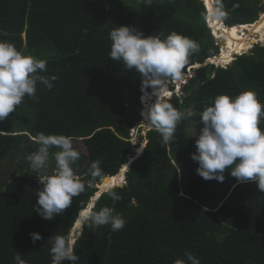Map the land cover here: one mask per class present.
Wrapping results in <instances>:
<instances>
[{"label":"trees","instance_id":"obj_1","mask_svg":"<svg viewBox=\"0 0 264 264\" xmlns=\"http://www.w3.org/2000/svg\"><path fill=\"white\" fill-rule=\"evenodd\" d=\"M262 1L219 0L221 18L228 27L255 24L264 13ZM207 15L202 0H0V40L46 60L43 74L58 77L51 90L38 82L39 102L22 101L38 112L29 131L0 124V175L7 174L0 180V264H16L17 252L27 264H52L47 240L72 235L78 211L91 203L102 181L96 178L61 216L42 219L33 209L42 187L39 174L23 159L38 150L34 137L41 132L73 137L81 152L73 167L85 180L92 179L93 161L101 160L103 174L114 178L134 155L131 132L143 121L140 98L152 89L142 91L139 73L110 59L109 32L135 25L146 36L160 31L187 36L199 47L184 74L219 54ZM226 53L223 48L221 57ZM249 84L264 101V46L227 69L211 64L194 69L182 97L166 100L179 110L191 105L202 111L217 94L235 96L250 90ZM192 123L197 135L198 116L182 121L168 145L151 126L145 139L140 136L146 141L143 154L130 166L126 185L114 186L122 199L114 202L104 192L94 203V210L114 207L126 224L120 231L82 226L75 237L77 264H174L185 252L200 264H264V193L255 182L238 184L227 170L223 182L201 178L190 156L196 148L188 133ZM32 232L43 239L33 244Z\"/></svg>","mask_w":264,"mask_h":264},{"label":"clouds","instance_id":"obj_2","mask_svg":"<svg viewBox=\"0 0 264 264\" xmlns=\"http://www.w3.org/2000/svg\"><path fill=\"white\" fill-rule=\"evenodd\" d=\"M202 1L209 17L207 2ZM151 2L152 0H147L148 4ZM214 7V15L228 27L221 18L224 12L219 0ZM208 27L215 39L209 23ZM108 36L111 41L110 59L122 62L126 69H134L139 73L143 81L142 91L148 87L152 89L150 95L155 97L154 102L147 103L144 108L143 95L140 98L142 124L146 122L154 128L162 137L163 143L168 145L174 140L177 126L182 121L198 116L202 127L198 134L194 135L196 148L190 154L191 159L198 165L196 173L204 180L215 179L223 182L224 173L227 170L238 184L255 182L259 191L264 193V126H262L264 101L260 100L257 93L247 90L235 96L226 93L217 94L202 111H197L191 105L179 110L166 98H172L174 95L182 97L185 85V83L181 84L183 78L193 76L192 72V76L189 75V69L192 71L204 66L196 64L189 67L187 73L182 74L190 54L197 51L199 45L176 31H172L167 36H163L161 31L146 36L135 25L115 26ZM255 44L249 51L257 46ZM249 51L236 54L231 64H223L226 66L211 65L227 69L238 57L246 55ZM45 72H47L46 60L38 59L18 49L13 42L0 40V122L16 111L25 97L39 102L38 82L49 90L54 87L58 77L44 75ZM181 78L180 90L177 91V87L174 86L167 96L168 83L171 81L176 83V80ZM180 91H182L181 95L178 94ZM148 93L145 91L146 96L149 95ZM33 139L38 144V150L27 154L23 159L29 163L34 172L39 174L36 178L42 187L36 190L37 201L33 209L42 219L51 221L54 217L64 214L65 210L72 205L73 198L79 197L86 188L93 187L96 178H102L104 192L112 201L122 199L114 189L116 187L112 185L110 178L103 174L101 160L97 159L90 165L89 174L92 179L85 180L77 174L73 165L80 159L81 152L74 146L73 137L62 134L46 135L41 132ZM53 148L59 150L51 152L50 149ZM144 148L140 145L135 152L139 154ZM50 156L55 161V167L48 172L46 170L49 168ZM133 157L134 155L129 157L127 163H130ZM127 163L124 166L129 168ZM179 171L178 167L177 172ZM96 194L99 195V193ZM92 200L76 215L75 222L81 226L80 228H77L75 232L73 229L72 235L56 234L47 240L51 245L52 264H67V262L77 264L79 257L74 251L75 237L82 226L84 228L110 226L112 231H120L124 228L126 220L116 213L114 207L104 206L94 210ZM30 238L33 244L43 239L38 232L30 233ZM184 257L176 259L174 264H200L199 258L191 252H185ZM14 260L16 264H27L19 252L14 256Z\"/></svg>","mask_w":264,"mask_h":264},{"label":"rangeland","instance_id":"obj_3","mask_svg":"<svg viewBox=\"0 0 264 264\" xmlns=\"http://www.w3.org/2000/svg\"><path fill=\"white\" fill-rule=\"evenodd\" d=\"M215 2H214V5H215V3H216V0H214ZM207 2V1H206ZM262 3H263V5H264V0L262 1ZM207 5H208V10H209V13H210V15H209V17H208V15H207V17H206V19H207V21H208V23H209V26L211 27V22H213V23H216V24H221V25H223L222 24V21L221 20H219L218 18L216 19V16H215V18L213 19V18H211V12H214V10H211V8H210V5L208 4V2H207ZM261 16H262V14L259 16L260 18L258 19V20H260L261 19ZM256 22H258V21H256ZM207 23V24H208ZM256 24V23H255ZM254 25V24H253ZM253 25H246V26H240V27H226V26H224V27H226L227 29H236V31L238 32V33H241V31H242V29L243 28H245V29H243L244 31H251L252 30V26ZM214 30V29H213ZM219 34L220 33H218V34H216V36L219 38V39H222L221 37H219ZM226 41V43H224ZM225 41H223V48H225L226 49V54H224V56H220L219 54H218V56H220L221 57V59H222V63L223 64H226V63H228V64H231L232 62H233V57L232 56H230L231 55V53H230V49L228 48V45H231L232 44V41L230 40V39H227V40H225ZM220 43V42H219ZM254 45V44H253ZM253 45H252V47H253ZM260 46H264V43H261V45ZM251 47V48H252ZM255 47V46H254ZM250 48V49H251ZM250 49H246V50H243L242 52H240V53H235V55L236 54H244L245 53V51H249ZM254 49V48H253ZM253 49L251 50V51H249L248 53H246V54H252V52H253ZM221 50L222 49H220V51H219V53H221ZM228 53H229V55H228ZM225 57V58H224ZM232 57V58H231ZM229 58V59H228ZM216 62H218V61H216ZM192 73H193V70L191 71ZM190 75V74H189ZM191 78L190 77H184L183 78V81H182V83L181 84H183V83H186V81H188V80H190ZM180 80H182V78L181 79H179V80H177L176 81V83H175V81L173 82V81H171L170 83H168V87H167V96L170 94V90L173 88L174 89V86H176L177 88H176V90L177 91H179L180 90V83L179 82H181ZM178 83V84H177ZM179 85V86H178ZM170 88V89H169ZM248 89H250L251 91H255V89H252L251 88V85L249 84V87H248ZM181 92L182 91H180V92H178V94H180L181 95ZM151 93V92H150ZM154 99H155V97H154ZM145 101H147L148 103L149 102H151V101H153V98H152V96H151V99H150V97L149 98H147V100H144V102ZM140 115H141V112H140ZM37 116H38V112H37V110L35 109V108H33V107H30L28 104H26V103H21L19 106H18V108L16 109V111H14L13 113H11L10 115H9V117L8 118H6L4 121H2V122H0V124L2 125V126H4L5 128H13V127H16L17 128V130H25V131H29V128L31 127V125H33V123L35 122V120L37 119ZM142 117V116H141ZM140 126H142V127H140ZM138 128H140L139 130L138 129H136L135 130V135H134V138H132V142H133V145H135V147H134V157H133V159L132 160H134V158H137L143 151H144V149H143V151L141 152V153H139L138 154V152H135L136 151V148H137V150L140 148V145H142V146H144L145 147V141L143 140V142L142 141H140V136H143L144 137V139L147 137V132H148V130H150V125L149 124H147L146 122H144L143 124H141ZM195 124L194 123H192L189 127H188V133L190 134V135H192L193 137H194V135H196V132H195ZM142 143V144H141ZM81 149L83 150V151H85V146L83 145V143L81 144ZM54 167H55V164L51 161V160H49V168L46 170V171H48V172H50L52 169H54ZM9 168H10V162H7L6 163V166L4 167V172H7L8 170H9ZM128 170V169H127ZM33 171V170H32ZM34 172V171H33ZM6 175L7 174H4V173H2L1 175H0V180L1 179H4L5 177H6ZM122 181H124V179L122 180ZM121 181V182H122ZM117 185H120V184H117ZM80 228V227H79ZM76 235V234H75Z\"/></svg>","mask_w":264,"mask_h":264},{"label":"bare ground","instance_id":"obj_4","mask_svg":"<svg viewBox=\"0 0 264 264\" xmlns=\"http://www.w3.org/2000/svg\"><path fill=\"white\" fill-rule=\"evenodd\" d=\"M206 1L210 5L211 10H215V7H214V2L215 1L214 0H206ZM211 18H213V19L215 18L214 12H211ZM217 18L218 17L216 16V19ZM251 25H253V24H251ZM211 26H212V28H214L215 34L220 33L219 37H221L223 39V41H225L227 39H230L232 41V44L228 45V48L230 49V53H231L230 56H232L233 59H234L235 53H240L243 50L250 49L252 47V45L255 44V43H264V13L261 16V19L258 20V22H256V24H254L252 26V30L249 31V32L248 31H244L243 29H245V28H243L241 33H238L235 28L233 30L232 29H227L223 25L216 24V23H213V22H211ZM243 26H246V25H243ZM234 27H240V26L236 25ZM224 43H226V41ZM245 52H247V51H245ZM228 55H229V53H228ZM214 61H222V59L220 57V58H218L217 60H214ZM228 63H226V64H228ZM170 92H171V90H170ZM150 94L151 93L149 92L148 96H145V94H144L143 97L144 96L145 97L144 98L142 97L143 98L142 100H143L144 108H145V105L148 103L147 101L144 102V100H147V98H149V97L151 99V95ZM152 98H153V101H151V102H154V97H152ZM151 102H149V103H151ZM127 164L130 166L129 163H127ZM127 169H129V168L124 166V168L122 169L120 174H118L114 178L111 177L112 180L110 178V181H111L113 186H117V184H121V181L124 179ZM122 183H123V181H122ZM104 187H105L104 185H102L100 187L101 191H104ZM79 227H81V226H78L77 228H79Z\"/></svg>","mask_w":264,"mask_h":264},{"label":"built area","instance_id":"obj_5","mask_svg":"<svg viewBox=\"0 0 264 264\" xmlns=\"http://www.w3.org/2000/svg\"><path fill=\"white\" fill-rule=\"evenodd\" d=\"M211 29H212L213 34L215 35L216 44L219 46L220 49H222L221 50V53H219V55L221 56L223 54V46H221V44L219 43V40L220 39L216 36V34H215L214 30H213L214 28H212V26H211ZM220 56L217 55L215 57H212V58L207 59V61L204 63V65H207V64H215L217 66H219V65L226 66V65H223V64H220V63L214 61V60H217ZM189 73H190V76H192L190 69H189ZM140 127H142V126H140ZM136 129L139 130L140 128L137 127V128H135V129L132 130V132H131L132 138H134V135H135L134 133H135V130Z\"/></svg>","mask_w":264,"mask_h":264},{"label":"water","instance_id":"obj_6","mask_svg":"<svg viewBox=\"0 0 264 264\" xmlns=\"http://www.w3.org/2000/svg\"><path fill=\"white\" fill-rule=\"evenodd\" d=\"M219 42H220V44H221V46H223L222 44H223V39H220L219 40ZM255 45H257V46H260L261 45V43H256ZM141 155H139L138 157H140ZM137 157V158H138ZM137 158H135L133 161L131 160V162L129 163L130 164V166L132 165V163L137 159ZM130 166H129V168H130ZM127 172H128V170L126 171V173L125 174H127ZM109 177V176H108ZM109 178H111V177H109ZM127 183V178H126V175H125V183L123 182V183H121L120 185H125ZM103 185V180L97 185V187L99 188V195H97L96 194V196L94 197V199L92 200V204L94 205V203H95V201L102 195V193H104V191H101V186ZM122 186V187H123ZM116 187H118V186H116ZM77 227H78V225L76 224L75 225V228H74V232L77 230Z\"/></svg>","mask_w":264,"mask_h":264}]
</instances>
